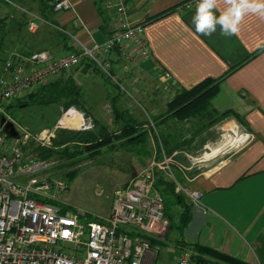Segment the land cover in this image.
Masks as SVG:
<instances>
[{"label": "built area", "instance_id": "1", "mask_svg": "<svg viewBox=\"0 0 264 264\" xmlns=\"http://www.w3.org/2000/svg\"><path fill=\"white\" fill-rule=\"evenodd\" d=\"M3 1L29 14L26 27L30 31L36 29L39 21H44L62 29L67 36L70 33L13 0ZM197 2L185 0L177 8L190 9ZM47 3L53 5L55 11H66L73 7L71 0H47ZM105 7L113 23L112 33L105 40H91L87 46L77 37L81 43V46L78 45L79 51L55 54L46 47L30 54H13L15 58L8 57L3 63L0 72V114L13 123L17 133L10 135L0 125V264H150L158 249L157 244H151V238H164L169 231L163 197L155 185L157 172H163L174 182L177 191L192 203H197L202 191L184 186L183 179L191 180L197 173L210 170V167L192 176L187 174L186 169L193 165L197 168L204 165L227 144L225 142L216 148L215 153L206 155L210 145L205 143L199 156L189 155L192 157L189 166L176 161V150L167 154L162 149L159 159L154 151L139 173L115 189L110 210L101 218H88L85 210L65 202L61 193L67 188L66 180L48 171L55 160L40 157L28 148L30 142L50 145L56 129L71 123L61 122L68 109L53 125L33 131L13 118L5 106L37 84L76 68L84 56H88L113 79L114 45H118L122 51L125 42H129L138 54L149 55L144 23L130 20L125 1L105 0ZM130 61L124 62L125 70H129ZM161 74L164 78L163 88H169L170 72L161 70ZM147 124L154 127L150 118ZM80 125L82 128L92 126L84 117ZM156 137L159 140L158 134ZM232 137L234 140L228 141V151L233 149L231 152H234L246 145L253 135L243 130L234 132ZM178 172L182 177H178ZM96 190L100 192L99 188ZM64 205L69 207L63 209ZM193 254L194 250L183 247L176 264H194Z\"/></svg>", "mask_w": 264, "mask_h": 264}, {"label": "crops", "instance_id": "2", "mask_svg": "<svg viewBox=\"0 0 264 264\" xmlns=\"http://www.w3.org/2000/svg\"><path fill=\"white\" fill-rule=\"evenodd\" d=\"M124 1L130 20L144 23L149 55L138 54L131 43L125 42L118 56L112 53L113 72L126 80L134 92L149 100L154 99L156 92H164L161 70L170 72L172 87L177 88L190 87L206 77H219L228 72L220 80L211 106L219 111L231 108L240 114L241 121L227 116L233 123L228 127L232 134L244 130L253 135L246 145L229 153L220 164L197 173L191 180L183 179L189 188L202 191L199 202L192 203V219L184 230L185 240L199 241L253 263L264 264V19L250 14L243 19L235 35L225 37L217 28L211 36H204L195 31L192 23L196 6L186 10L176 7L164 16L144 21L185 0ZM26 2L38 12L36 0ZM71 2L72 9L53 13L56 24L75 32L86 43L105 40L113 23L109 19L106 29L101 28L103 18L97 8L98 2ZM101 5H105V0ZM106 13H109L107 9ZM48 35L52 42L49 48L55 54L69 50L61 36L54 31ZM66 41L76 46L69 37ZM36 48H45V44ZM11 53L22 54L18 50ZM129 59V70H125L123 64ZM78 68V75L73 74L76 79L93 73ZM69 109L79 114L80 109L74 106ZM195 221L197 227L189 234L188 229ZM176 242L179 253L183 245ZM154 259L150 264H154ZM176 260L166 264H176Z\"/></svg>", "mask_w": 264, "mask_h": 264}, {"label": "trees", "instance_id": "3", "mask_svg": "<svg viewBox=\"0 0 264 264\" xmlns=\"http://www.w3.org/2000/svg\"><path fill=\"white\" fill-rule=\"evenodd\" d=\"M13 1L22 6L21 4H24L27 0ZM36 1L39 15L56 24L52 18L55 12L53 5L48 4L47 0ZM96 2H98L97 8L103 18L101 28L105 30L108 25L109 14L106 13L105 5H101L102 0H96ZM177 5L153 14L144 21L147 22L164 16L174 10ZM4 6L9 10L0 12V60L4 59L3 55L6 56L8 54L9 50L7 49H10L8 42L11 40V36L19 39L22 36L21 33L26 30L28 22L27 14L24 10L12 3L1 0L0 9ZM54 32L57 36H61L66 48L72 51H79L78 47L66 41L68 36L62 29L55 28ZM111 33L112 30H109L108 36ZM23 40L20 46H16V49L22 54H30L34 50L40 49H34L33 43L26 39ZM262 47H264V44ZM112 53L117 56L120 54L118 45L113 46ZM78 67L85 72L91 70L101 73L105 81L112 82L115 87L120 89V85L114 83L111 80V76L103 72L88 56H84L81 59L80 64L76 68ZM227 73L214 78L206 77L190 87H173V94L166 101L164 109L153 117L150 116L154 127L148 126L147 120H140L129 112L127 108L122 107L118 99L120 94H114L110 98L114 115L113 121L116 125L114 128L93 116L91 117V127H58L50 145L41 146L30 142L28 149L40 157L54 159L57 168L56 173L61 174L67 183L73 180L79 172L80 167L77 165L79 161L97 157L106 149L112 150L119 147L128 150L136 154L144 162L145 158H149L153 154L152 148L149 147L150 137L155 141L154 151L159 159L162 157V149L167 154H170L183 144H191L205 129L227 116L242 120L240 114L231 108L219 111L211 106V99L218 91L219 82ZM86 102L82 84L72 73L61 72L48 81L37 84L27 93L15 97L5 107L10 111L14 107L46 106L56 103L61 107V111L74 106L87 114ZM126 114L128 115L126 116ZM193 119L196 120L193 121ZM191 120L193 121L190 128L191 131L187 137H184L183 132L180 131V126L183 122ZM155 129H157V133ZM156 134H158L159 140ZM178 174L182 177L180 172ZM155 185L163 197L164 215L169 229L175 226L182 238V240L177 241L183 247L194 250L195 254L192 256L194 264H216L218 262L222 264H257L208 244L185 240L183 238L184 230L192 219V201L182 192L177 191L174 182L169 180L163 172H157ZM54 202L58 203V201ZM67 206L69 207V205ZM67 206L64 205L63 209ZM88 218L92 217L88 216ZM157 243V239L151 238V244Z\"/></svg>", "mask_w": 264, "mask_h": 264}, {"label": "rangeland", "instance_id": "4", "mask_svg": "<svg viewBox=\"0 0 264 264\" xmlns=\"http://www.w3.org/2000/svg\"><path fill=\"white\" fill-rule=\"evenodd\" d=\"M21 5L32 12L39 14L32 6L29 5L28 2ZM0 10H2V12H6L9 9L4 6ZM26 14L27 20H29L30 16L27 12ZM54 29L55 27L49 23L39 21L35 31H28L26 29L21 33L22 36L19 39L11 36V40L8 42L10 49H7L9 51L6 56L3 55L4 59L0 60V69L3 66L4 60L8 57L12 56V58H15L11 51L17 50L16 46H20L24 41L23 39L33 43V48L42 44H45V48L46 46L49 48L52 45V42L49 40L50 36L48 33H52ZM68 37L77 47L78 45L81 46L78 39L79 37L75 32L70 31ZM84 44L87 46L89 45L86 42ZM78 71L79 68L65 71V73L78 75V73H76ZM77 80L83 86L84 96L87 101L86 108L87 112L90 114L88 115V113L85 114L82 110H78L79 117H84L86 120L90 121V124H92L90 117L95 116L113 128L116 125L113 121L114 115L112 112L110 98L114 94H120L121 92L119 104H121L122 107L127 108L129 112L137 116L140 120L144 121H148L150 116L153 117L157 113L161 112L165 107L166 101L173 94V87L171 83L169 88L167 87L164 88V90L162 89L164 92H156L153 100L146 99L145 95L134 92L128 86L127 81L117 74L116 71H114L113 79L111 80L114 83H117L115 81L117 80L120 83V89L115 87L112 82L105 81L104 76L99 72H93L88 76L82 75V78H77ZM9 112L12 114L11 116L17 119L20 123L28 126L29 129L36 131L56 123L65 111L62 112L61 107L58 104L51 103L46 106L33 105L26 107H14ZM127 115L128 114H126V116ZM194 120L196 119H193V121ZM193 121L191 120L181 124L180 131L183 132L182 134H187V132L191 131L190 128ZM70 122L71 123L68 125L62 127L82 128L77 120H71ZM230 124H233L231 117H227L224 120L217 122V124L212 125L209 131L205 130L202 132L191 144H183L176 149V161L181 164L183 163L185 166H189L192 161V157H197L202 153L203 145L206 141H208L210 145V147H207L206 149L207 153L210 151L212 152L227 142L224 149L222 148V150L218 151L216 155H213V157L211 156L209 161L204 162V165H200L199 168L193 165L192 167L186 169L189 176H192L199 170H205L209 167H214L220 164L227 157L229 152L233 150L230 149L228 151V141L234 140H229V138L233 136L231 130L228 129ZM235 124L236 123H234V125ZM171 126L174 127L173 124H171ZM223 134L224 137H222ZM184 137H187V135ZM211 141H213L214 144H211ZM149 145V147L152 148V152H154L155 141L151 137L149 139ZM147 160L148 158H145L143 160L144 162H142L136 154L119 147L112 150L106 149L97 157L91 159H82L77 163L80 167L79 172L73 180L67 183V188L61 193V197L70 206H77L85 210L87 212V217L91 216L93 218H101L107 215L110 210L115 189L124 185L131 177L139 173L141 169H143ZM56 169V165L53 164L48 168V171H50L51 175L63 177L61 174L56 173ZM178 177H180L179 174ZM182 183L184 186L188 187L187 183ZM96 188L100 189L99 193ZM196 227L195 221V223L191 224L189 227L188 233L193 234ZM183 238L185 239L186 237ZM177 240H182L181 235L179 234L177 228L172 226L164 238L158 239V249L154 256V264H166L169 263V260L173 261L176 259V255L178 253ZM216 264L221 263L218 262Z\"/></svg>", "mask_w": 264, "mask_h": 264}, {"label": "clouds", "instance_id": "5", "mask_svg": "<svg viewBox=\"0 0 264 264\" xmlns=\"http://www.w3.org/2000/svg\"><path fill=\"white\" fill-rule=\"evenodd\" d=\"M250 14L264 19V0H198L192 23L201 35L211 36L219 28L221 35L230 37Z\"/></svg>", "mask_w": 264, "mask_h": 264}, {"label": "bare ground", "instance_id": "6", "mask_svg": "<svg viewBox=\"0 0 264 264\" xmlns=\"http://www.w3.org/2000/svg\"><path fill=\"white\" fill-rule=\"evenodd\" d=\"M71 120H77V122L80 123L81 121V117H79V114L76 113V111L72 110V109H69L67 112H65L63 114V116L61 117V122L62 123H66L67 121H71ZM224 135V134H223ZM224 137V136H223ZM230 139H234V137H230ZM217 151V149L213 150L211 153H207L206 155H209V154H213Z\"/></svg>", "mask_w": 264, "mask_h": 264}, {"label": "water", "instance_id": "7", "mask_svg": "<svg viewBox=\"0 0 264 264\" xmlns=\"http://www.w3.org/2000/svg\"><path fill=\"white\" fill-rule=\"evenodd\" d=\"M0 125L6 133L10 135H16L17 132L14 128L13 123L11 121L5 120L4 116L0 117Z\"/></svg>", "mask_w": 264, "mask_h": 264}]
</instances>
